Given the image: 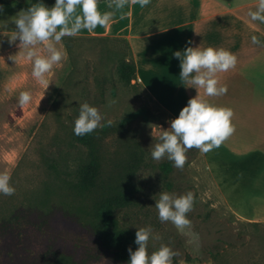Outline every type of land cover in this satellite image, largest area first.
I'll return each instance as SVG.
<instances>
[{"label":"rangeland","instance_id":"obj_1","mask_svg":"<svg viewBox=\"0 0 264 264\" xmlns=\"http://www.w3.org/2000/svg\"><path fill=\"white\" fill-rule=\"evenodd\" d=\"M0 5V172L7 171L15 187L13 195H0V264H55L61 256L74 264H127L96 241L95 215L116 192L134 154L141 160L138 200L110 214L121 230L152 228L159 239L149 240V254L168 245L177 253L173 264H264V225L242 221L227 208L196 148L186 152L183 168L151 158L150 146L172 118L139 84L120 79V64L132 61L124 42L95 39L88 30L62 38L57 46L66 56L46 74L48 84H41L32 76V61L19 52V41L9 38L14 16L29 4L0 0ZM21 91L32 94L24 107L18 104ZM84 102L104 119L90 133L101 176L80 192L75 169L90 150L72 129ZM162 190L193 193L187 215L199 235L196 242L159 220L154 206Z\"/></svg>","mask_w":264,"mask_h":264},{"label":"crops","instance_id":"obj_2","mask_svg":"<svg viewBox=\"0 0 264 264\" xmlns=\"http://www.w3.org/2000/svg\"><path fill=\"white\" fill-rule=\"evenodd\" d=\"M258 2L149 0L142 7L139 0H124L116 9L110 0H97L101 12L114 15L92 32L95 39L126 44L136 67L133 81L172 119L198 94L180 79L174 51L190 41L237 57L235 67L216 74L218 86L227 85L224 95L209 97L199 89L209 103L232 109L234 131L219 147L197 150L227 208L242 221L264 225V23L248 16ZM253 35L259 43H252Z\"/></svg>","mask_w":264,"mask_h":264},{"label":"clouds","instance_id":"obj_3","mask_svg":"<svg viewBox=\"0 0 264 264\" xmlns=\"http://www.w3.org/2000/svg\"><path fill=\"white\" fill-rule=\"evenodd\" d=\"M26 2L29 7L14 16V35L9 38L10 43L19 41V52L22 51L32 61V76L41 84H48L46 74L66 56L63 49L57 46L62 38L74 37L82 30L93 31L98 26L106 28L114 15L112 11L101 12L97 0H55L51 7L44 0ZM139 3L143 7L149 0H139ZM113 5L116 9L122 8L124 0H112L109 7ZM2 13L3 5H0ZM248 16L252 21L264 23V0H259L256 8L249 10ZM251 41L253 44L259 43L255 35ZM38 45L44 47L46 54L40 53ZM173 56L180 60V79L193 85L198 94L188 100L176 118L169 121L170 127L160 132L158 142L150 146V155L153 160L167 158L174 167L183 168L189 149L196 148L207 153L219 147L234 131L232 109L209 103L199 95V89L202 88L209 97L224 95L227 85L218 86L216 74L235 67L237 57L224 48L193 47L190 41L189 46L174 51ZM9 59L13 60L12 56ZM31 100L30 91H21L18 95L20 107ZM103 119V114L96 106L84 102L79 105V114L73 122V134L80 137L90 134L102 126ZM10 181L11 176L7 171L0 172V195L11 196L15 193ZM193 203L194 196L190 191L176 195L162 190L154 206L159 220L162 223L171 222L178 232L190 237V244L199 239L198 233L192 231V222L187 215ZM150 239H159L150 226L137 228L134 243L138 247L134 251L128 248L130 258L127 264H173V257L177 253L168 245H161L149 254Z\"/></svg>","mask_w":264,"mask_h":264},{"label":"trees","instance_id":"obj_4","mask_svg":"<svg viewBox=\"0 0 264 264\" xmlns=\"http://www.w3.org/2000/svg\"><path fill=\"white\" fill-rule=\"evenodd\" d=\"M44 2L47 6L51 7L54 5L55 0H44ZM2 3L6 4L5 1H2ZM118 73L123 82L130 84L136 79V67L134 62L123 61L120 64ZM76 139L78 143L85 145L90 150L85 161L81 162L75 169V185L81 192L90 190L98 183L101 176V165L93 154V151L91 152V149L93 148V135L87 134L82 137L77 136ZM140 162L141 160L139 156L134 154V160L130 164L125 176L123 175L116 184V192L99 204L97 214L95 215V218L98 221V226L95 229L96 241L102 248L112 251L120 262L125 263H127L130 258L128 248L131 247L134 251L138 247V245L134 243L135 234L129 230H121L117 220L112 217L110 211L128 207L137 202V194L139 193L140 188L135 181V175L140 166ZM111 184L115 185L114 182H111ZM55 264L74 263L69 262L68 258L65 256H61L57 258Z\"/></svg>","mask_w":264,"mask_h":264}]
</instances>
